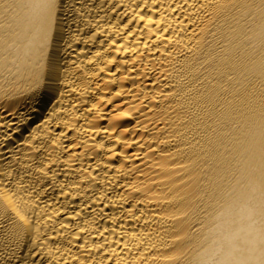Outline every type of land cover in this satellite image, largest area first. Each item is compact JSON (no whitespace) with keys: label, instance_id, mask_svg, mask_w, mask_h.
<instances>
[{"label":"bare ground","instance_id":"1","mask_svg":"<svg viewBox=\"0 0 264 264\" xmlns=\"http://www.w3.org/2000/svg\"><path fill=\"white\" fill-rule=\"evenodd\" d=\"M0 264H264V0H0Z\"/></svg>","mask_w":264,"mask_h":264}]
</instances>
